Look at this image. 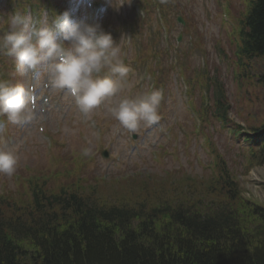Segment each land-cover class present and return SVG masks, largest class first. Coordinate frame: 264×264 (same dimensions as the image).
<instances>
[{"label":"rangeland","instance_id":"obj_1","mask_svg":"<svg viewBox=\"0 0 264 264\" xmlns=\"http://www.w3.org/2000/svg\"><path fill=\"white\" fill-rule=\"evenodd\" d=\"M112 5L101 27L110 30L108 33L121 49V59L131 69L123 81L118 80L122 85L118 97H131L151 90L150 79L139 75L144 71L143 67L149 65L155 72V80L165 91L159 107L163 111V134H149L145 122H141L135 132L124 128L107 111L112 106L110 101L83 117L65 96L69 109L61 106V115H56V110L38 117L44 130L42 135L54 133L56 120L62 124L64 131L58 139L65 143L64 148L59 146L48 150L41 143L42 135H36L38 132L34 127L0 136V144H6L19 157L17 170L12 176L0 173L1 218L9 220V217H18L22 213L30 216V194L36 184L45 186L47 192L54 194L63 189H74L81 196L89 194L92 199L105 203V207L124 205V209H128L131 207L127 206L145 204L131 210L134 213L129 215L127 224L138 228L148 220L158 232H168V213L158 212L155 218L150 216L149 210L177 206L205 217L231 215L233 221L249 230L251 242L248 244L257 245L254 243L264 239V222L255 215L251 216L243 204L246 201L264 210V163L254 164L248 171L251 165L245 162L249 157L247 148L225 139L224 135L220 139L210 126V112L215 110L212 104L214 86L211 84L210 91H202L200 95L196 88V78H201L202 69L209 70V80L216 76L215 81L223 89V103L229 106V126L264 127V90L253 79L245 77L247 80H242L248 68L258 76L264 74V60H241L248 63V67L238 62L236 52L238 22L245 10L244 0H179L165 16L159 10L145 16V21L137 20H143L142 16L134 17L132 0H114ZM177 17L182 19L183 27L176 25L174 19ZM124 37H130V41ZM2 62L0 59V73L14 68V65L4 66ZM178 71L194 84L191 94L194 103L191 105L189 101L190 110L183 102L184 90L179 75H175ZM56 95L59 97L60 92L57 91ZM242 119H247V125ZM67 120L75 123L70 127ZM178 120L181 122L177 123ZM89 122L96 126L91 127ZM200 126L203 128L201 132L197 131ZM159 129L160 126L153 130ZM131 132L139 134L135 143L131 141ZM166 133L170 140L164 142L163 138L168 139ZM207 137L211 139L210 146L206 144ZM79 147L82 149H77ZM86 148L89 152L84 155ZM103 150L108 154L104 160L100 155ZM220 159L225 161V167L238 181L240 198L234 201L219 187L211 192L205 188L209 180L218 175L213 166ZM92 199L93 204L99 206ZM56 208L49 212L59 214ZM101 222L102 225L117 224L116 221L106 222V219ZM58 225L61 228L65 224L58 222ZM172 230L168 239L174 235ZM24 237L17 236L16 240L21 239L20 243L29 247V241ZM243 245L246 249L247 245Z\"/></svg>","mask_w":264,"mask_h":264},{"label":"trees","instance_id":"obj_2","mask_svg":"<svg viewBox=\"0 0 264 264\" xmlns=\"http://www.w3.org/2000/svg\"><path fill=\"white\" fill-rule=\"evenodd\" d=\"M249 5L239 22L242 51L264 58V0H249ZM260 82L264 87V75ZM260 138L264 142V132ZM256 156L264 160V143ZM216 179L205 187L208 192L219 187L232 201L240 198L237 180L225 175ZM33 186L30 216L22 213L3 220L0 215V264H264V239L249 245V230L231 215L205 217L177 206L152 209L151 217L168 213V232H158L148 220L138 228L127 224L134 213L131 210L145 204L128 209L124 205L105 207L90 196L72 192L55 196L42 186ZM244 203L251 216L264 222L261 207ZM55 207L59 214L49 212ZM102 219L117 224L102 225ZM58 222L65 225L60 228ZM171 230L174 235L168 239ZM17 236H25L29 247L16 240Z\"/></svg>","mask_w":264,"mask_h":264},{"label":"clouds","instance_id":"obj_3","mask_svg":"<svg viewBox=\"0 0 264 264\" xmlns=\"http://www.w3.org/2000/svg\"><path fill=\"white\" fill-rule=\"evenodd\" d=\"M0 54L12 58L19 74L32 81L31 87L0 80V116L20 125L31 121L36 107L35 88L41 78L51 90L71 97L78 109L89 115L110 101L107 111L124 128L135 132L141 122L159 119L163 99L159 90H145L134 96L118 97L122 85L113 76L124 78L131 69L121 59V49L99 23L73 18L70 11L33 16L15 11L8 18V31L0 35ZM107 69L108 74H99ZM116 98V99H113ZM87 155L89 149H84ZM19 157L0 144V173L12 176Z\"/></svg>","mask_w":264,"mask_h":264}]
</instances>
